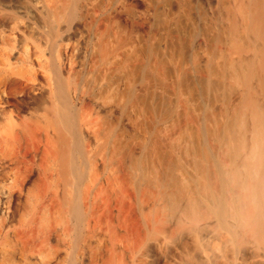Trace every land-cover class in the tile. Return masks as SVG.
Here are the masks:
<instances>
[{"label":"bare ground","instance_id":"6f19581e","mask_svg":"<svg viewBox=\"0 0 264 264\" xmlns=\"http://www.w3.org/2000/svg\"><path fill=\"white\" fill-rule=\"evenodd\" d=\"M0 264H264V0H0Z\"/></svg>","mask_w":264,"mask_h":264},{"label":"clouds","instance_id":"9594fccd","mask_svg":"<svg viewBox=\"0 0 264 264\" xmlns=\"http://www.w3.org/2000/svg\"><path fill=\"white\" fill-rule=\"evenodd\" d=\"M248 159L250 164H252L253 166L246 167L242 170V173H238L237 175L247 174L250 179H255L258 175V172L254 167V162L257 159V152L254 151ZM253 200L254 196L252 195V193L246 187H240L239 191L237 192V202L240 204V206L243 207L246 202L251 203Z\"/></svg>","mask_w":264,"mask_h":264}]
</instances>
